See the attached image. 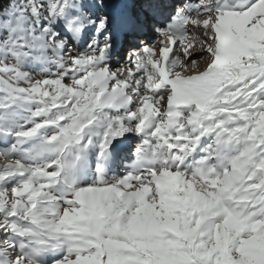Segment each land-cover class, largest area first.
<instances>
[{"label":"snow or ice","instance_id":"obj_1","mask_svg":"<svg viewBox=\"0 0 264 264\" xmlns=\"http://www.w3.org/2000/svg\"><path fill=\"white\" fill-rule=\"evenodd\" d=\"M0 264H264V0H0Z\"/></svg>","mask_w":264,"mask_h":264},{"label":"rangeland","instance_id":"obj_2","mask_svg":"<svg viewBox=\"0 0 264 264\" xmlns=\"http://www.w3.org/2000/svg\"><path fill=\"white\" fill-rule=\"evenodd\" d=\"M3 162H5V158L2 155H0V163H3Z\"/></svg>","mask_w":264,"mask_h":264}]
</instances>
